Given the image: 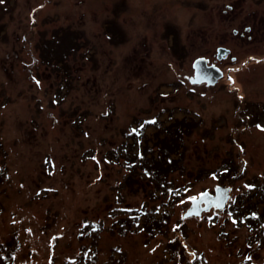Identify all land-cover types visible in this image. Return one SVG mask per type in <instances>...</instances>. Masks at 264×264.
<instances>
[{"label":"rangeland","instance_id":"rangeland-1","mask_svg":"<svg viewBox=\"0 0 264 264\" xmlns=\"http://www.w3.org/2000/svg\"><path fill=\"white\" fill-rule=\"evenodd\" d=\"M0 264H264V0H0Z\"/></svg>","mask_w":264,"mask_h":264},{"label":"water","instance_id":"water-1","mask_svg":"<svg viewBox=\"0 0 264 264\" xmlns=\"http://www.w3.org/2000/svg\"><path fill=\"white\" fill-rule=\"evenodd\" d=\"M230 53L229 49L220 47L217 49V59L227 57ZM208 59L199 57L192 63L193 77L189 79L191 84L206 83L208 86L215 85L219 79L223 77V72L214 64H209ZM229 187L216 186L213 194L204 192L192 199L189 209L183 215V219L191 216H200L204 212H208L211 208L222 210L226 207V203L230 197Z\"/></svg>","mask_w":264,"mask_h":264},{"label":"flooded vegetation","instance_id":"flooded-vegetation-1","mask_svg":"<svg viewBox=\"0 0 264 264\" xmlns=\"http://www.w3.org/2000/svg\"><path fill=\"white\" fill-rule=\"evenodd\" d=\"M226 6H227V9H228V10H232V8H233V7L230 6V5H226ZM252 29H253L252 25H251V26H250V25L247 26V27H246V33H250V32L252 31ZM233 34H237V31H234ZM248 37L251 38L250 36H248ZM222 58H224V57H222ZM222 58H221V59H222ZM218 60H220V59H218ZM143 160H144V158L142 159V161H143ZM151 165L153 166V162H152ZM145 166H146V167H149V168L152 167V166H147L146 164H145ZM164 166H165V165H164ZM150 170H151L150 172L154 173V172L156 171V168L153 166ZM159 172H160V171H159ZM155 182H156V181H154V183H155ZM217 186H224V185H217ZM224 187H227V186H224ZM229 189H230V188H229ZM229 193H230V191H229ZM211 194H213V192H212ZM229 198H230V197H229ZM227 202H228V201H227ZM226 204H227V203H226ZM189 207H190V206H189ZM188 209H189V208H188ZM188 209H187V210H188ZM187 210H186V211H187ZM211 210H217V209L211 208L208 212H210ZM218 211H220V210H218ZM208 212H204V213H208ZM204 213H202V214H204ZM184 214H185V213H184ZM202 214H201V215H202ZM201 215H200V216H201Z\"/></svg>","mask_w":264,"mask_h":264},{"label":"trees","instance_id":"trees-1","mask_svg":"<svg viewBox=\"0 0 264 264\" xmlns=\"http://www.w3.org/2000/svg\"><path fill=\"white\" fill-rule=\"evenodd\" d=\"M173 149H174V150L177 149L176 144H175V146H174L173 148H171V151H172ZM174 150H173V152H171V151H170V152H171V153H175ZM168 151H169V149H168ZM168 151H165V152L162 151V156H163L164 158H165V157L167 158L168 154H170ZM166 158H165V159H166ZM164 164H166V163H164ZM171 164L174 165V164H175V161H172ZM154 167L156 168V170H158V171H160V172H161V171L164 172V171H166L168 168H170V167L167 166V165L162 166V165H158V164L154 165ZM151 168H152V167H150L149 169H151Z\"/></svg>","mask_w":264,"mask_h":264},{"label":"snow or ice","instance_id":"snow-or-ice-1","mask_svg":"<svg viewBox=\"0 0 264 264\" xmlns=\"http://www.w3.org/2000/svg\"><path fill=\"white\" fill-rule=\"evenodd\" d=\"M151 122L154 123L155 122V119L153 118V120ZM257 127H261V125H257ZM133 131H136V130L134 129ZM192 199H195V197H192Z\"/></svg>","mask_w":264,"mask_h":264}]
</instances>
